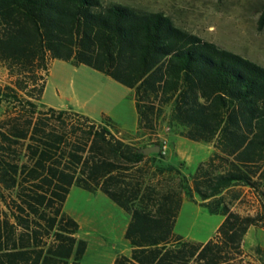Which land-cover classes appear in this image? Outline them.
I'll return each instance as SVG.
<instances>
[{
	"label": "trees",
	"instance_id": "16d2710c",
	"mask_svg": "<svg viewBox=\"0 0 264 264\" xmlns=\"http://www.w3.org/2000/svg\"><path fill=\"white\" fill-rule=\"evenodd\" d=\"M53 59L127 87L144 142L114 136L109 128L118 126L106 115L94 125L40 103ZM0 68V264L80 263L87 244L64 211L72 186L100 190L129 214L130 253L112 264H264L262 246L242 247L250 227H264L263 66L159 10L113 0H0ZM158 131L210 144L212 154L187 176L172 165L150 171L149 155H162L161 140L149 141ZM151 145L159 151L144 154ZM164 170L177 181L155 191L144 176ZM241 187L255 197L253 213L229 206ZM181 193L221 217L212 236L174 232Z\"/></svg>",
	"mask_w": 264,
	"mask_h": 264
},
{
	"label": "rangeland",
	"instance_id": "374dc122",
	"mask_svg": "<svg viewBox=\"0 0 264 264\" xmlns=\"http://www.w3.org/2000/svg\"><path fill=\"white\" fill-rule=\"evenodd\" d=\"M113 1L162 11L177 26L264 67V23H259L264 0ZM5 80V72L0 68V85ZM40 103L87 114L96 119H90L94 125L100 124L102 115L124 127L130 126L135 120L133 100L127 87L86 65L74 66L59 59L50 61ZM2 116L0 107V118ZM155 140H161L162 146H165L159 157L161 161L158 163L161 166L172 165L180 174L186 176L213 151L210 144L190 141L180 136L167 138L160 131L149 139ZM170 175L172 180L168 178ZM146 176L152 178L151 182L146 181L155 184L154 190L160 192L165 186L168 188L167 185L173 187L179 175L174 170L166 171V185L161 180L156 181L155 175L151 176L150 172ZM235 190H239L242 196L241 199L232 201L229 204L230 208L243 214L253 213L256 203L249 192L244 191L242 187ZM199 201L197 196L188 199L181 193L173 229L184 238L202 241L213 235L220 216L207 212L200 206ZM117 210L118 206L106 195L102 193L91 195L75 186L70 188L64 202V211L81 224L87 214L99 215L113 211L118 217ZM118 219L120 220L119 217ZM119 222L117 221V224ZM256 244L264 248V227H250L243 239L242 247L249 249Z\"/></svg>",
	"mask_w": 264,
	"mask_h": 264
},
{
	"label": "crops",
	"instance_id": "0c3cea01",
	"mask_svg": "<svg viewBox=\"0 0 264 264\" xmlns=\"http://www.w3.org/2000/svg\"><path fill=\"white\" fill-rule=\"evenodd\" d=\"M133 100V99H132ZM134 105V103H133ZM47 106V105H46ZM75 111V110H74ZM77 112V111H75ZM79 113V112H78ZM83 114V113H80ZM87 116L91 120H96L95 118L83 114ZM118 131H113L109 128L110 132L114 134L116 137H123V140L126 142H133L135 145L142 144L144 141L141 139L144 135H135L137 131V116L135 111V120L133 123L128 126L124 127L123 125H117ZM142 140V141H141ZM163 145L161 148V153H163ZM152 160L147 161V166L150 171L154 170V165L159 164L158 161L160 160L158 155L150 154L149 155ZM175 160L174 158H172ZM161 161V160H160ZM163 161V159H162ZM164 163H166V159H164ZM139 165V164H137ZM160 165V164H159ZM166 165V164H165ZM185 175V174H184ZM150 177L144 176V179H148ZM152 179V178H150ZM165 181L166 179V171H163L161 174L155 175V180ZM166 188V186H165ZM86 191V190H85ZM244 191L249 192L250 196L255 200V197L248 188H244ZM89 192V191H86ZM69 193V192H68ZM91 195L96 193H102L100 190H95L93 192H89ZM104 194V193H102ZM105 195V194H104ZM113 202V201H112ZM200 202V201H199ZM114 203V202H113ZM115 204V203H114ZM116 205V204H115ZM117 206V205H116ZM117 215L113 213V211H108L104 214H87L86 217L83 219V224H81L78 220V232L75 234L77 238L84 239L86 241V249L84 256L82 257L79 264H112L114 258L117 255H129L130 253V246L123 238V233L125 227L129 221V214L124 212L120 207H118ZM70 215V214H69ZM217 215V214H216ZM71 216V215H70ZM221 217L217 221L216 225L219 223ZM117 221H120L117 224ZM210 237V236H208ZM206 237L205 239H207ZM204 239V240H205Z\"/></svg>",
	"mask_w": 264,
	"mask_h": 264
},
{
	"label": "water",
	"instance_id": "95a60500",
	"mask_svg": "<svg viewBox=\"0 0 264 264\" xmlns=\"http://www.w3.org/2000/svg\"><path fill=\"white\" fill-rule=\"evenodd\" d=\"M141 150L144 154L154 153L159 151V146L158 145L145 146L142 147Z\"/></svg>",
	"mask_w": 264,
	"mask_h": 264
}]
</instances>
